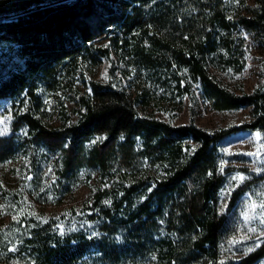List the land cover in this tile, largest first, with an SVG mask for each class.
I'll return each mask as SVG.
<instances>
[{
  "label": "trees",
  "instance_id": "obj_1",
  "mask_svg": "<svg viewBox=\"0 0 264 264\" xmlns=\"http://www.w3.org/2000/svg\"><path fill=\"white\" fill-rule=\"evenodd\" d=\"M244 31L264 47V0H0V99L16 106L10 133L0 135V165L42 150L57 155L63 184L82 168L97 170L103 183L86 214L92 231L62 234L49 221L29 218L12 254L28 257L27 264L262 258L264 241L236 261L219 257L229 222L217 208L224 182L219 142L240 130L264 136V57L261 82L251 92L236 93L210 71H243ZM114 57L118 79L85 78L89 91L76 89L73 77L88 64ZM122 77L136 83L133 96ZM195 85L213 109L250 107L252 119L209 131L192 120L176 125L139 114L138 105L154 97L192 102ZM65 86L80 106L77 118L68 121L61 101L67 122L51 128L40 116L44 98ZM0 189L6 192L1 180Z\"/></svg>",
  "mask_w": 264,
  "mask_h": 264
},
{
  "label": "rangeland",
  "instance_id": "obj_2",
  "mask_svg": "<svg viewBox=\"0 0 264 264\" xmlns=\"http://www.w3.org/2000/svg\"><path fill=\"white\" fill-rule=\"evenodd\" d=\"M252 4L253 0H246ZM246 37L245 66L240 74L221 72L213 67L210 71L222 84L236 93L251 92L261 82V60L264 47L254 38L253 33L244 31ZM98 43L103 40L98 39ZM112 66H115L112 68ZM119 63L103 59L88 64L83 76H74V84L79 91H89L85 78L106 81L118 79ZM111 68L112 71L111 72ZM128 91L134 95L136 83L122 77ZM192 102L185 96L182 102L167 103L157 98L138 105L139 114L170 120L173 124L189 121L212 131L231 125H238L252 119L250 107L235 110L217 111L210 100L202 95L195 85ZM69 86L63 90L47 93L40 116L51 128L66 124L61 113V101L67 106L68 121H75L80 108L70 99ZM16 106L0 99V135L10 133V122ZM24 135V132H23ZM96 140L93 138L92 141ZM190 145H194L189 141ZM219 170L224 182L217 194V208L229 217L228 227L220 241V260H238L254 250L264 241V179H258L264 171V136L258 131L240 130L224 137L219 142ZM254 153V155H249ZM57 155L38 151L37 155L23 154L18 160L0 165V264H27L28 257L14 255L11 250L27 230L29 218L33 222L49 221L59 233L83 230L92 231L86 214L90 213L91 198L102 186L100 174L95 169L82 168L75 176L63 184L57 175ZM244 176L242 182L232 177ZM249 181L250 186L243 190L229 206L230 199L241 184ZM254 230V231H253ZM253 264H264V256Z\"/></svg>",
  "mask_w": 264,
  "mask_h": 264
},
{
  "label": "snow or ice",
  "instance_id": "obj_3",
  "mask_svg": "<svg viewBox=\"0 0 264 264\" xmlns=\"http://www.w3.org/2000/svg\"><path fill=\"white\" fill-rule=\"evenodd\" d=\"M249 155H254V153H249ZM232 179L242 182L245 179V177L241 175V176L232 177ZM261 207H264V205H261ZM261 222L264 223V220H262Z\"/></svg>",
  "mask_w": 264,
  "mask_h": 264
}]
</instances>
